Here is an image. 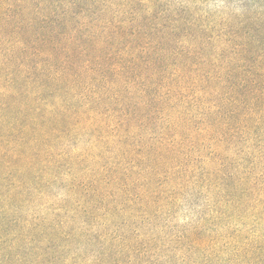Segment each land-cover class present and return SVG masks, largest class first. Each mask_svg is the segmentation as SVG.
Returning <instances> with one entry per match:
<instances>
[{
  "label": "trees",
  "instance_id": "16d2710c",
  "mask_svg": "<svg viewBox=\"0 0 264 264\" xmlns=\"http://www.w3.org/2000/svg\"><path fill=\"white\" fill-rule=\"evenodd\" d=\"M140 1L0 0V264H264V0Z\"/></svg>",
  "mask_w": 264,
  "mask_h": 264
},
{
  "label": "rangeland",
  "instance_id": "374dc122",
  "mask_svg": "<svg viewBox=\"0 0 264 264\" xmlns=\"http://www.w3.org/2000/svg\"><path fill=\"white\" fill-rule=\"evenodd\" d=\"M186 0H153V2H156L157 4V10L162 14L169 10H176L178 8H182L183 5L185 4ZM128 2V0H113V3H116V5L111 4V8L113 11H116L117 13H115V19L116 21H121L124 20V18L129 17L130 15H123V11L128 10V7H124V4H126ZM137 3H141L140 0H137ZM211 10L215 11V12H219L220 10L223 9V2L221 0H212L211 2ZM142 5H145V7H147V1L145 0ZM234 6V5H233ZM235 7V6H234ZM139 10L143 11V9L141 7H138ZM92 11H95L94 9ZM119 11V12H118ZM92 15L96 18V14ZM129 22V20H127ZM114 32H120L117 30H114ZM111 34V33H110ZM145 42V40L143 41ZM189 204H187L186 206L183 207L184 212H186L189 209Z\"/></svg>",
  "mask_w": 264,
  "mask_h": 264
}]
</instances>
